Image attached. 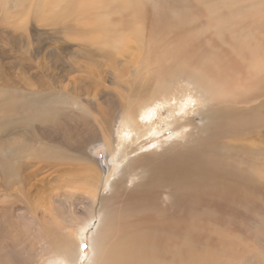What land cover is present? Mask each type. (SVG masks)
Returning a JSON list of instances; mask_svg holds the SVG:
<instances>
[{
	"label": "bare ground",
	"instance_id": "1",
	"mask_svg": "<svg viewBox=\"0 0 264 264\" xmlns=\"http://www.w3.org/2000/svg\"><path fill=\"white\" fill-rule=\"evenodd\" d=\"M263 2L247 6L248 0H48L75 22L63 26L69 39L104 42L116 54L121 53L117 45L134 40L139 62L134 79L143 71L146 81L136 82L137 94L148 102L134 98L122 108L98 89L95 95L105 98L110 113L107 117L101 103L92 109L95 115L76 97L78 75L69 74L73 64L57 61L53 85L37 90L17 86L28 81L19 70L18 81L11 76L0 88V184L5 189L17 185L22 198L19 194L20 199L15 198L28 203L27 174L22 175L26 164L21 161L26 152L57 169L68 168L76 158L85 170L99 168L102 176L107 171L92 152L96 147L105 148L108 160L119 152L123 161L133 151L128 149L132 140L119 137L114 143L115 123L126 135L134 134V143L146 140L153 124L146 113L150 106L176 89L191 90L200 103L194 111L203 122L195 125V117L189 116L173 144L125 163L112 194L101 199L105 206L108 200L126 202L123 212L117 221L106 209L99 214L93 235L99 244L92 242L96 264H185V258L193 254L177 241L188 229L184 202H208L217 213L227 207L247 209L260 196L251 188L264 190L259 159L264 139L259 136L264 135ZM109 55L113 67L121 68L112 52ZM67 73L71 90H65L66 85L60 90V74ZM140 114L147 123L138 120ZM134 175L138 181L127 189L126 182ZM96 178L97 169L91 176L92 186ZM161 193L173 201V212L160 208L162 204L157 207ZM68 242L61 243V255L48 259L50 263L78 264L80 253ZM189 260L194 263V255Z\"/></svg>",
	"mask_w": 264,
	"mask_h": 264
},
{
	"label": "rangeland",
	"instance_id": "2",
	"mask_svg": "<svg viewBox=\"0 0 264 264\" xmlns=\"http://www.w3.org/2000/svg\"><path fill=\"white\" fill-rule=\"evenodd\" d=\"M256 1L258 0H248L247 6ZM260 11L263 12L264 18V7H261ZM68 17L59 7L51 6L48 0H0V88L4 87L5 80L11 76L18 81L19 70L25 74L22 75L24 81L28 80L17 82L20 88L24 86L28 91L53 85L55 64L64 60L73 64L69 74L72 72L71 76H79L76 75V97L78 96L95 115L94 108L97 109L101 103L107 117V113H110L109 107L105 105V98L95 95L98 89L104 91L103 96L109 94L122 108H127L134 98L148 102L137 94L139 86L136 82L146 81L143 71L140 78L134 79L139 70V62L134 56V40L128 38L117 45L121 53L116 54L115 50H110L104 42L97 45L86 44L76 38L69 39L66 27L63 26L74 25L75 22ZM82 23L83 20L78 21L79 28H83ZM110 52L121 68L113 67L111 63L114 61L108 57ZM68 75L60 74L59 86L66 85L65 90L70 91L71 87L67 84H70L71 76ZM199 106L200 103L194 99L191 90L183 92L176 89L175 94L154 103L146 111L149 115L148 122L153 123L152 127L146 140L135 143L134 134L130 132L126 135L119 122L115 123L111 132L115 138L114 143L119 137L128 142L132 140L133 145L128 149L133 151L123 161L119 160V152H113L108 160L105 148L96 147L92 152L98 163L102 162L100 168L107 171L102 176L99 168L85 170L76 158H72L74 162L68 168L57 169L56 166L40 162L31 153L26 152L21 161L26 164L22 175L27 174L24 177V188L29 189L28 203L19 200L22 195L17 193V185L5 189L0 184V264H57L50 263L51 260L48 259L61 255L59 252L66 240L72 250L80 253L78 264H96L93 258L97 259L94 256L97 253L92 249V242L96 241L94 233L100 217L106 209L107 215L117 221L126 203L121 200L111 203L108 200L105 206L103 198H109L112 194L113 185L122 177L129 159L160 151L173 144L181 135V123L183 124L184 119L189 116L193 115L195 125H200L203 120L194 111L199 109ZM142 114L138 116V120L146 122ZM259 136L262 139L264 135ZM261 146L263 150L259 159L264 181V139ZM112 168L114 170L111 176H106ZM96 169L98 178L95 186H92L91 176L95 174ZM84 178L89 183L84 182ZM137 181V175H134L126 182L127 189ZM251 190L261 196H257L259 200L253 202L254 208L227 207L228 209L221 208V212L217 213L208 202L201 205L195 201L184 202V221L188 229H183V238L177 241L183 243L187 249H192L195 258L194 263H190L189 259L193 258V255H188L185 264H264V190ZM16 195L19 199L15 198ZM170 200L166 193H161L156 205L158 207L162 204L160 208L173 212V201ZM99 214L102 215L99 217ZM95 243L97 245L99 241Z\"/></svg>",
	"mask_w": 264,
	"mask_h": 264
}]
</instances>
